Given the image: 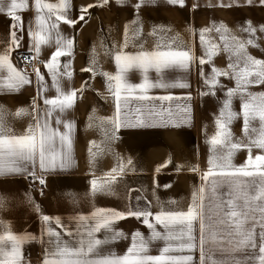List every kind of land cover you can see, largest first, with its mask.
Listing matches in <instances>:
<instances>
[{
  "label": "crops",
  "instance_id": "obj_1",
  "mask_svg": "<svg viewBox=\"0 0 264 264\" xmlns=\"http://www.w3.org/2000/svg\"><path fill=\"white\" fill-rule=\"evenodd\" d=\"M45 2L59 3V0ZM137 3L138 0H108L107 4H103L102 0H69L67 15L72 19H78L82 6L96 5L86 14L85 21H80L74 28L62 21L59 25L60 34L65 39L74 40L72 54L59 58L62 71L65 65H71V79L61 77L60 86L65 92L82 90L77 91L73 108L63 114L55 113L52 117L54 128L57 127V116L74 125L71 164L63 171L43 172L37 163L36 176L45 179V192H40L26 174L0 175V234L10 230L14 234L34 237L22 247L23 264H42L46 250L54 248L56 237L50 236L48 229L59 232L61 242L75 246L81 238L77 233L85 232L78 217L90 216L96 208L125 211L130 206L138 205L149 208L153 213L159 212L162 207L186 210L193 192L204 183L203 174L210 167L208 162L213 152L208 140L217 132L215 120L225 100V93L236 86L234 79L225 76L218 78L215 89L205 83V78L211 76L213 68L231 71L228 68L231 62L229 52L224 48L222 33L216 29L223 25L228 30L223 35L228 37L231 44L234 43L232 37L240 41L249 39L244 29L251 22V26L257 30L258 46H248L247 52L257 59H264V31H261L264 28V3L261 0H252L251 4L247 0H184L183 6L170 4L169 0H146L144 6L136 9ZM17 14L21 15L26 29H35L37 13L34 0H29L28 8ZM9 24L10 19L6 14L0 13V52L7 47ZM205 28L212 29L205 34L206 40L219 46L217 54L211 57L206 55L205 46L201 45L199 39L200 31ZM126 32L127 47L122 48ZM55 34L54 30L52 39L49 44L41 46L39 55L34 51L32 54L45 62L49 61L57 48ZM172 40L175 41L173 47L191 50L193 60L189 68L165 69L160 74L150 69L148 78L153 82L161 79L169 83L181 81L189 86L152 88L148 95H171L173 100H132L128 108L122 109L121 118L135 120L142 116L146 121H159L161 117L150 115L148 109L155 106L159 111L161 107H171V119L178 122L179 126L169 123L148 128L122 126L115 130L110 122L115 116V101L108 91L105 77L83 69L95 66L98 73L115 74V51L121 48L128 53L152 51L157 43ZM29 45L30 36L26 32L22 46L11 53L14 65L21 67L16 57L28 53ZM201 57L206 60L203 65L199 63ZM40 72L45 75L48 88L43 96L55 97L57 93L46 66ZM28 75L33 82L19 91L0 90V110L6 113L5 122L17 135L24 134L33 123L31 115L27 114L32 110L33 101L38 108L44 107L43 99L37 94L36 75ZM127 75L133 84L143 80V74L138 69L130 70ZM248 91L253 94L264 93V84L252 85ZM241 103L239 96L234 97L232 111L241 113ZM137 107L142 108L140 114L135 112ZM184 107L190 111H179ZM21 108L25 109L26 114L14 116ZM164 119H169L166 113ZM258 126V121L252 122V127ZM59 128L62 132L66 130L63 124ZM229 130L232 140L248 142L243 131L242 116L230 122ZM260 151L253 148L252 154H259ZM247 156L246 148L236 151L232 158L233 165H243ZM193 168L197 171H192ZM113 169H116L115 173ZM110 174L116 176L115 182L109 186L110 192L93 194L91 181H105ZM44 215L51 220L44 222ZM152 222L155 223L154 218ZM89 223L92 221L83 222L85 225ZM156 227L158 231H164L161 226ZM65 230L71 231L72 235H67ZM136 231L142 233L149 243V254L158 255L165 242L153 240L151 229L134 218L116 221L111 229H102L93 238L103 242L99 249L101 254L115 253L119 256L126 253ZM115 232L123 233V237L113 238ZM182 254L193 255V264H200L199 248L193 253ZM208 255L207 264H211L212 259L222 258L214 247ZM224 255L243 260L246 253ZM248 264L253 262L249 261Z\"/></svg>",
  "mask_w": 264,
  "mask_h": 264
},
{
  "label": "snow or ice",
  "instance_id": "obj_2",
  "mask_svg": "<svg viewBox=\"0 0 264 264\" xmlns=\"http://www.w3.org/2000/svg\"><path fill=\"white\" fill-rule=\"evenodd\" d=\"M145 2L146 0H138L136 9L144 6ZM247 2L251 4L252 0ZM102 3L107 4L108 0H102ZM169 3L183 6L184 0H169ZM261 3H264V0H261ZM28 6L29 0H0V13L6 14L10 19L7 47L0 52V90L19 91L23 86L33 82L23 67L14 65L11 56L14 50L22 46L25 33L30 36V45L28 55L22 53L16 57L21 64L25 59L31 63L35 59L32 52L39 55L41 46L49 44L55 30L57 48L50 60L45 62V66L57 94L53 98L43 96L48 90L45 75L36 68L37 94L43 99L44 107L38 108L33 101L32 110L27 113L31 115L33 123L28 126L26 132L20 135L12 132L11 127L5 122L6 113L0 110V175L26 174L33 181L38 180L39 184L44 185L45 179L36 176L37 163L43 172L66 170L71 164L73 150L74 125L71 121H62L57 116L55 119L57 127L54 128L52 117L55 113L63 114L73 108L77 91H82L65 92L60 86L61 77L71 79V65H65L62 71L59 58L72 54L74 40L65 39L59 32V25L62 21L65 25L74 28L80 21H85L86 14L96 5L82 6L78 19H72L67 15L69 0H59V3L34 0L37 13L35 29L31 27L26 29L21 15L17 14ZM211 31L212 29L205 28L199 34L200 43L205 46V53L209 57L216 55L219 48L218 45L206 40L205 34ZM216 31L222 33L224 48L229 52L231 62L228 68L231 71L213 68L211 76L205 78V83L215 89L219 83L218 78L225 76L234 79L236 86L227 89L225 93V100L215 120L217 132L208 140L213 152L208 162L210 167L202 176L204 183L193 192L187 209L171 210L162 207L159 212L153 213L149 208H141L138 205L130 206L125 211L96 208L90 216L78 217L79 222L85 227V232L77 233L81 238L75 246L61 242L60 233L48 229L49 235L56 237V241L54 248L46 250L42 264H193V255L182 253H193L197 248L200 251V264H207L209 251L213 247L215 251L221 253L222 258L212 259L211 264H248L249 261L253 264H264V93L253 94L248 91L252 85L264 84V59H257L247 52L248 46H258L257 30L251 26V22H248V27L244 29L249 34V39L246 41L232 37L234 43L230 44L228 37L223 35L228 31L223 25ZM261 31H264V28ZM174 44L175 41L172 40L167 43H157L155 50L152 51L128 53L122 50L127 47L126 32L122 48L113 53L117 67L115 74L98 73L95 66L83 69L105 77L108 91L115 101V116L110 121L115 130H119L122 126L148 128L169 123L179 126L178 122L171 119L173 115L171 107L167 109L161 107L159 111L155 106L148 109L150 115L161 117L159 121H146L142 116H138L135 120L121 118L122 109L128 108L132 100H173L171 95L158 97L148 95L152 88L189 86L181 81L169 83L161 79L153 82L148 78L150 69L160 74L165 69L189 68L193 60L191 50L180 46L173 47ZM199 63L201 65L206 63L204 57L200 58ZM132 69H138L143 74L141 83L129 82L127 74ZM201 74L203 75V72ZM237 96L242 101L241 113L232 111V100ZM179 111L187 113L190 109L184 107ZM135 112L140 114L142 108L137 107ZM165 113L168 120L164 119ZM25 114V109L21 108L13 115ZM237 116H242L243 131L248 137L247 143L231 139L229 124ZM253 121H258L259 126L252 127ZM61 124L66 129L63 132L59 128ZM92 144L96 146L95 141ZM243 148L248 151L247 160L243 165L234 166L233 155ZM253 148L261 150L260 153L253 155ZM128 163L130 164L131 161L129 160ZM120 170L123 171V167ZM112 171L115 173L116 169ZM192 171L197 169L193 168ZM115 180L116 176L111 174L105 181L93 179L92 193L110 192L109 186ZM127 218L141 221L151 229L153 240L165 242L158 255L149 254V243L139 231L132 235L131 244L125 254L119 256L115 253L101 254L99 249L103 242L93 238L94 234L102 229L109 230L114 222ZM153 218L155 223L152 222ZM50 220L49 216H43L44 222ZM85 221L92 223L85 225L83 224ZM56 222L59 224L58 218ZM157 225L164 231H158ZM65 231L67 235H72L71 231ZM117 237H123V233L115 232L113 238ZM30 239L34 237L14 234L10 230L0 234V264H23L22 247ZM234 252H245L246 255L243 260L224 255Z\"/></svg>",
  "mask_w": 264,
  "mask_h": 264
},
{
  "label": "built area",
  "instance_id": "obj_3",
  "mask_svg": "<svg viewBox=\"0 0 264 264\" xmlns=\"http://www.w3.org/2000/svg\"><path fill=\"white\" fill-rule=\"evenodd\" d=\"M22 54V53H21ZM24 55H28V53H23ZM20 55V54H19ZM18 55V56H19ZM33 56H35V59L30 63L28 60H23L22 64L20 61L19 64L21 67H23V70L26 71L27 73H35V69L38 68L39 70L42 69L45 66V61L42 58L37 57L36 55L32 54ZM33 65H35V67H33ZM33 183L35 184L36 188L40 191V192H45L46 191V184L41 185L39 184L38 180L33 181Z\"/></svg>",
  "mask_w": 264,
  "mask_h": 264
}]
</instances>
